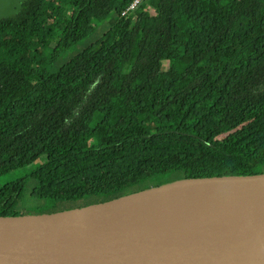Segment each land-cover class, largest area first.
Instances as JSON below:
<instances>
[{
	"label": "trees",
	"instance_id": "trees-1",
	"mask_svg": "<svg viewBox=\"0 0 264 264\" xmlns=\"http://www.w3.org/2000/svg\"><path fill=\"white\" fill-rule=\"evenodd\" d=\"M132 1L28 0L0 20V176L28 167L0 188V216H19L30 181V199L96 204L189 170L263 172L264 0L121 16Z\"/></svg>",
	"mask_w": 264,
	"mask_h": 264
},
{
	"label": "water",
	"instance_id": "water-1",
	"mask_svg": "<svg viewBox=\"0 0 264 264\" xmlns=\"http://www.w3.org/2000/svg\"><path fill=\"white\" fill-rule=\"evenodd\" d=\"M28 0H0V20ZM0 264H264V173L188 178L50 214L0 216Z\"/></svg>",
	"mask_w": 264,
	"mask_h": 264
},
{
	"label": "rangeland",
	"instance_id": "rangeland-1",
	"mask_svg": "<svg viewBox=\"0 0 264 264\" xmlns=\"http://www.w3.org/2000/svg\"><path fill=\"white\" fill-rule=\"evenodd\" d=\"M109 23V21H107ZM108 26H104L103 29L107 28ZM101 29V28H100ZM102 32V31H101ZM91 39V38H90ZM91 42V41H90ZM89 44V41H84L82 43H79L78 45H76L75 47H73L70 51L66 52L61 59L57 62L56 65V69L61 67L64 63H66L71 57L75 56L77 53H79L84 47H86ZM28 171V167L23 168V169H19L17 171L11 172L7 175H3L0 176V188L12 181H15L16 179L24 176L26 174V172ZM196 171V170H193ZM264 173V169L263 172ZM260 173V174H262ZM183 175L182 172H173L171 174H168L166 176L163 177H159V178H155L149 181H145L142 184H139L137 186H134L132 188H130V191H134V190H138L144 187H153L156 184H163L166 182H170L176 179L181 178ZM187 175L190 178L193 177H203V176H216L215 173H203V172H191V170H189L187 172ZM34 182L30 181L27 182L24 194H23V201L21 202V204L19 205V207L16 209V213L19 214V216H28V215H40V214H50V213H54V212H61L62 210L65 211L70 210L69 208H79L81 207H85L88 205H92L95 204L94 202L98 201L97 197H88L76 202H59V203H54L50 200H40V199H30L29 198V194L30 191L32 190L33 186H34ZM65 209V210H64Z\"/></svg>",
	"mask_w": 264,
	"mask_h": 264
},
{
	"label": "built area",
	"instance_id": "built-area-1",
	"mask_svg": "<svg viewBox=\"0 0 264 264\" xmlns=\"http://www.w3.org/2000/svg\"><path fill=\"white\" fill-rule=\"evenodd\" d=\"M143 0H133L121 13V16H124L126 13L135 10Z\"/></svg>",
	"mask_w": 264,
	"mask_h": 264
}]
</instances>
